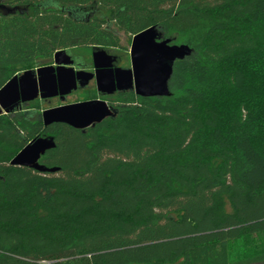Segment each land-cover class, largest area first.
Instances as JSON below:
<instances>
[{
    "label": "trees",
    "instance_id": "16d2710c",
    "mask_svg": "<svg viewBox=\"0 0 264 264\" xmlns=\"http://www.w3.org/2000/svg\"><path fill=\"white\" fill-rule=\"evenodd\" d=\"M150 27L192 50L169 96H109L84 130L44 126L39 100L0 112V264L264 263V0H8L0 89ZM40 137L57 171L10 165Z\"/></svg>",
    "mask_w": 264,
    "mask_h": 264
},
{
    "label": "water",
    "instance_id": "95a60500",
    "mask_svg": "<svg viewBox=\"0 0 264 264\" xmlns=\"http://www.w3.org/2000/svg\"><path fill=\"white\" fill-rule=\"evenodd\" d=\"M191 52L185 44H171V39H162L155 27L132 37L130 68L112 69L114 58L95 47L92 51L95 74L75 72L68 51L60 50L53 55L52 65L16 74L0 89V112L13 113L21 105L36 99L59 97L64 102L68 95L78 87L84 88L92 78H95L97 91L101 94L109 95L117 90L131 91L139 97H167L174 62L183 60ZM114 115L115 111L104 101L89 100L45 109L41 119L44 126L62 123L84 130ZM54 147L53 138H36L10 161V165L29 167L38 172H55L57 168H46L38 163L39 158Z\"/></svg>",
    "mask_w": 264,
    "mask_h": 264
},
{
    "label": "rangeland",
    "instance_id": "374dc122",
    "mask_svg": "<svg viewBox=\"0 0 264 264\" xmlns=\"http://www.w3.org/2000/svg\"><path fill=\"white\" fill-rule=\"evenodd\" d=\"M7 1L8 0H0V4H4ZM99 16L108 20L109 15L105 13H101ZM118 37H119V41H118L119 43L116 50H108V49L105 50L109 54L116 55L118 57L117 65L119 67L130 68V47H131L132 36H129L128 34H124L122 32V33H118ZM171 44H176V43H173L171 41ZM69 55L71 54L69 53ZM72 55L77 56L78 61L81 63L91 64V50L86 51L82 49H77L74 50V53H72ZM91 88H94L93 83H90L88 87V91H82V90L75 91L69 96H67L64 102H61L58 98H53L48 101H43L41 103V108L49 109L53 107H58L60 105L74 104L83 101H88L91 91L89 89ZM245 252H247V249L243 250L242 248H239V246L236 249V255L243 254ZM255 264H264V263H255Z\"/></svg>",
    "mask_w": 264,
    "mask_h": 264
},
{
    "label": "flooded vegetation",
    "instance_id": "af4514ba",
    "mask_svg": "<svg viewBox=\"0 0 264 264\" xmlns=\"http://www.w3.org/2000/svg\"><path fill=\"white\" fill-rule=\"evenodd\" d=\"M119 33V32H118ZM117 33V34H118ZM95 47H93L92 49H91V64H86V63H81V62H79L78 61V57L77 56H74V55H72V53H74V52H72V51H68L71 55V59H72V61H73V64L71 65V68H73V70L75 71V72H80V71H82V72H85V73H88V74H95V68H94V66H93V62H92V51H93V49H94ZM99 48H101V49H103V50H105V49H108V50H116V48L117 47H112V48H104V47H99ZM106 51V50H105ZM106 53L109 55V56H111L112 58H114V61H113V64H112V69H115V68H124V67H119L118 65H117V60H118V57L116 56V55H112V54H109L107 51H106ZM47 65H52V62L51 63H49V64H45V65H42V66H47ZM40 67V66H39ZM90 83H93L94 84V88H91V89H89V90H91L90 91V93H92V92H95L94 94H95V96H96V98H90L89 97V99H88V101L89 100H101V101H104L106 104H107V106L108 107H110L109 106V104H108V97L109 96H113V95H116V94H120V93H124V92H128V91H114L112 94H101V93H99L98 91H97V88H96V82H95V78H92L90 81H89V83L84 87V88H77L75 91H78V90H82V91H88V87H89V85H90ZM75 91H73V92H75ZM72 92V93H73ZM71 93V94H72ZM69 96V95H68ZM55 98H58L59 99V97H55ZM51 99H53V98H51ZM36 100H39V101H48V100H50V99H46V100H40V99H36ZM30 103V102H29ZM22 106V105H21ZM20 106V107H21ZM19 107V108H20ZM111 108V107H110Z\"/></svg>",
    "mask_w": 264,
    "mask_h": 264
}]
</instances>
